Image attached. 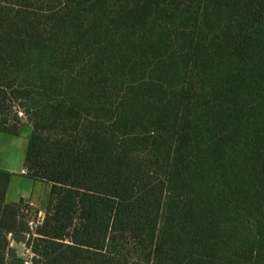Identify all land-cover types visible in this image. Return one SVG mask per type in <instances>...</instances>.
I'll return each mask as SVG.
<instances>
[{
  "label": "trees",
  "instance_id": "1",
  "mask_svg": "<svg viewBox=\"0 0 264 264\" xmlns=\"http://www.w3.org/2000/svg\"><path fill=\"white\" fill-rule=\"evenodd\" d=\"M25 122L51 189L32 230L0 169V264H264V0H0Z\"/></svg>",
  "mask_w": 264,
  "mask_h": 264
},
{
  "label": "crops",
  "instance_id": "2",
  "mask_svg": "<svg viewBox=\"0 0 264 264\" xmlns=\"http://www.w3.org/2000/svg\"><path fill=\"white\" fill-rule=\"evenodd\" d=\"M30 134L31 132L27 130L24 131L23 127L20 130L19 136H12V135H8L6 133L0 132V144H1L0 145V169L8 171L13 175L8 192H7V196H6L7 202H18L20 199H23L26 203H29L34 208L38 209L41 215L43 214L45 215V206H46L48 196L50 194L51 186L47 183L40 182V181H33L30 179L31 181H33L34 185H36L39 188L37 191L31 192L30 196L28 197L27 195H24L22 191H20L18 186H14L13 187L14 190L12 193V182L15 178L14 176L16 175V172L12 170L11 168L12 166L8 161L9 157H8L7 147H3V144L7 145V143L9 142V136L14 137L19 140V146L22 149H23V146L25 145V154H26V149L28 146ZM24 162H25V158H24ZM19 174L23 177L28 178V176L26 175L24 164ZM14 243L15 242H12L11 244L12 247L14 246ZM15 245L17 246L16 248H20V249L25 248L26 250V245L24 243H15Z\"/></svg>",
  "mask_w": 264,
  "mask_h": 264
},
{
  "label": "rangeland",
  "instance_id": "3",
  "mask_svg": "<svg viewBox=\"0 0 264 264\" xmlns=\"http://www.w3.org/2000/svg\"><path fill=\"white\" fill-rule=\"evenodd\" d=\"M24 131H29L31 132V127L25 122V125L23 126ZM1 145V144H0ZM3 147H7V152H8V161L11 164V168L14 172H16V175L14 176V180L12 182V193L14 190V186H18V188L20 189V191H22V193L24 195H27L28 197L30 196L31 192H35L37 191L39 188L34 185L33 181H31L30 179L23 177L19 174V172L21 171V169L23 168V164H24V158H25V145L23 146V149L19 146V140L14 138V137H10L9 136V142L7 143V145L3 144ZM45 215L43 214L42 216H38V219L41 220ZM31 220L34 219L33 217L30 218ZM20 246V245H19ZM17 246L14 243V246L12 247L18 258L21 259L23 262L26 260H30L31 258V254L30 252H27V250H25V248H16ZM27 249V247H26Z\"/></svg>",
  "mask_w": 264,
  "mask_h": 264
},
{
  "label": "built area",
  "instance_id": "4",
  "mask_svg": "<svg viewBox=\"0 0 264 264\" xmlns=\"http://www.w3.org/2000/svg\"><path fill=\"white\" fill-rule=\"evenodd\" d=\"M39 215L42 216L40 213H39ZM39 215H38V216H39ZM43 219H44V217H43L41 220H39L38 217H37V220L32 219V220L29 222V226H30V228H31L32 230H33L34 228H36L38 225L41 224V222L43 221ZM9 238H11V234L9 235ZM26 250H27V252L32 253L30 249L27 248ZM32 259H33V254H31V258H30V260H26V261H24V264H32Z\"/></svg>",
  "mask_w": 264,
  "mask_h": 264
}]
</instances>
